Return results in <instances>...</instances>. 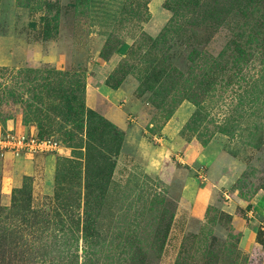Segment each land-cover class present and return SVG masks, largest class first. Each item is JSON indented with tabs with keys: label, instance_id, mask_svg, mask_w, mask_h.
Instances as JSON below:
<instances>
[{
	"label": "rangeland",
	"instance_id": "rangeland-1",
	"mask_svg": "<svg viewBox=\"0 0 264 264\" xmlns=\"http://www.w3.org/2000/svg\"><path fill=\"white\" fill-rule=\"evenodd\" d=\"M6 131L0 264H264V0H0Z\"/></svg>",
	"mask_w": 264,
	"mask_h": 264
},
{
	"label": "built area",
	"instance_id": "built-area-1",
	"mask_svg": "<svg viewBox=\"0 0 264 264\" xmlns=\"http://www.w3.org/2000/svg\"><path fill=\"white\" fill-rule=\"evenodd\" d=\"M55 143L49 139H40L31 135L16 136L10 132L0 133V151L48 152L55 149Z\"/></svg>",
	"mask_w": 264,
	"mask_h": 264
},
{
	"label": "crops",
	"instance_id": "crops-1",
	"mask_svg": "<svg viewBox=\"0 0 264 264\" xmlns=\"http://www.w3.org/2000/svg\"><path fill=\"white\" fill-rule=\"evenodd\" d=\"M193 208H194V209H195V210L198 212V211L200 210L199 203H198V202H195V204H194V207H193ZM250 214H251V212H249V215H250ZM246 239L248 240V236H247V238H246ZM247 240L244 242V245H245V247H247V246H248V245H247V244H248V243H247V242H248ZM248 248H249V246H248Z\"/></svg>",
	"mask_w": 264,
	"mask_h": 264
}]
</instances>
